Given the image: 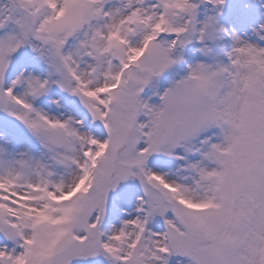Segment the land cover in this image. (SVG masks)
<instances>
[{"label":"snow or ice","instance_id":"1","mask_svg":"<svg viewBox=\"0 0 264 264\" xmlns=\"http://www.w3.org/2000/svg\"><path fill=\"white\" fill-rule=\"evenodd\" d=\"M0 264H264V0H0Z\"/></svg>","mask_w":264,"mask_h":264}]
</instances>
